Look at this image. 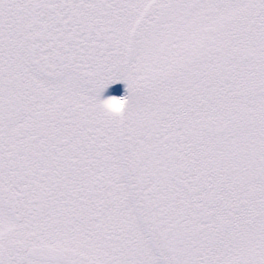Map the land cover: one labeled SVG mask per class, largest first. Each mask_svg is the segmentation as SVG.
Here are the masks:
<instances>
[{"label":"snow or ice","instance_id":"snow-or-ice-1","mask_svg":"<svg viewBox=\"0 0 264 264\" xmlns=\"http://www.w3.org/2000/svg\"><path fill=\"white\" fill-rule=\"evenodd\" d=\"M0 264H264V0H0Z\"/></svg>","mask_w":264,"mask_h":264},{"label":"clouds","instance_id":"clouds-1","mask_svg":"<svg viewBox=\"0 0 264 264\" xmlns=\"http://www.w3.org/2000/svg\"><path fill=\"white\" fill-rule=\"evenodd\" d=\"M122 97L123 96H117V99H113L106 103V110L117 114L120 113L126 107V101L122 99Z\"/></svg>","mask_w":264,"mask_h":264},{"label":"rangeland","instance_id":"rangeland-1","mask_svg":"<svg viewBox=\"0 0 264 264\" xmlns=\"http://www.w3.org/2000/svg\"><path fill=\"white\" fill-rule=\"evenodd\" d=\"M120 85H122V86L125 87V92H124V94H123L122 96L127 95V89H126V84H125V82H124V81H117V82H115V83L109 85V86L104 90V92H103V94H102V97H103V98H107V97H110V96H117L116 94H115V95H110V94L107 95V92H109L111 86H114V87L116 88L115 90L118 91V87H119Z\"/></svg>","mask_w":264,"mask_h":264},{"label":"trees","instance_id":"trees-1","mask_svg":"<svg viewBox=\"0 0 264 264\" xmlns=\"http://www.w3.org/2000/svg\"><path fill=\"white\" fill-rule=\"evenodd\" d=\"M115 89L116 88L114 86H111L109 92H107V95H109V94L110 95H115L116 94L117 96H122L124 94V92H125V87L122 86V85H120L118 87V91H116Z\"/></svg>","mask_w":264,"mask_h":264}]
</instances>
